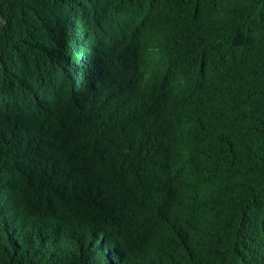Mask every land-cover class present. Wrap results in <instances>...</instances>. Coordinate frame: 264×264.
Listing matches in <instances>:
<instances>
[{"label": "trees", "instance_id": "obj_1", "mask_svg": "<svg viewBox=\"0 0 264 264\" xmlns=\"http://www.w3.org/2000/svg\"><path fill=\"white\" fill-rule=\"evenodd\" d=\"M0 264H264V0H0Z\"/></svg>", "mask_w": 264, "mask_h": 264}]
</instances>
